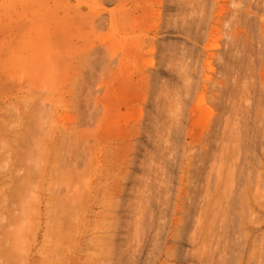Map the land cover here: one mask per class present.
I'll use <instances>...</instances> for the list:
<instances>
[{"label": "rangeland", "instance_id": "rangeland-1", "mask_svg": "<svg viewBox=\"0 0 264 264\" xmlns=\"http://www.w3.org/2000/svg\"><path fill=\"white\" fill-rule=\"evenodd\" d=\"M169 1L0 0V264H113L112 262L119 264V261L120 264H264V0L238 2L237 0H190L191 3L189 0H173L172 4L170 3L172 0ZM100 19L101 21H98ZM102 23L104 26L100 29ZM182 25L185 26L184 29ZM193 26L200 28L196 29ZM182 47L186 49L183 50ZM96 48H102L101 52L104 51V54L106 52L102 55L104 63L100 57L102 53L98 55L100 59L97 55H94L95 58L91 56L93 55L91 51ZM160 53L169 57L163 66L158 60ZM89 56L94 62L96 59L97 63H94L96 68L94 67L93 71L97 72L99 78L94 90L98 94L96 100L101 106L100 109L103 108V115L98 124L91 123L86 128L88 129L86 133L79 134L80 141L87 139L88 143L92 141L95 143V139H98L96 140L98 143L94 144L96 148L92 146L93 143L90 145L87 141L79 143L80 148L81 146L88 150L91 146L92 149L95 148L93 151L87 150L89 158L86 157V160L91 166L87 176L89 178L90 174V178L85 180L88 181L87 183L80 182V186L77 185L80 190L74 195L76 199L81 197L82 201L77 200L80 202H77L78 205L70 201L69 206H75V210L70 211L71 207L68 206V211L64 212L66 217H63V213L59 214L58 207L54 205L55 201L51 202L53 204L48 201L51 194L48 191L46 193V188L42 191L40 185L45 187L51 182L49 169L53 166V153L57 151L53 150V147L58 145L60 138L64 140L65 134L69 138L70 132L68 134L66 132L74 128L76 112L72 110L74 102L70 100H74V97L73 99L71 97L74 96L73 92L75 93L73 88L77 84L78 72L83 70V66L79 65H83L84 59ZM221 64L227 65L224 68ZM236 64L238 66L235 67ZM188 67L190 69H187ZM176 68H183L186 74L181 77L184 72ZM227 70L232 71V74ZM235 71L239 75L241 72L244 77L241 74L240 78ZM177 73H180V76ZM217 83H222L223 86ZM148 84L152 86L154 93H151V97H149L151 89L148 90ZM187 85H190V89ZM86 91V94L83 92V97L85 95L87 97L88 91ZM226 91L231 96L236 93V96L229 98ZM93 96L95 98L96 95L92 94L94 101ZM154 96L155 98H152ZM164 96L168 104L163 101ZM236 98L239 99L236 100L237 102ZM182 100L183 104L180 105ZM177 104L180 106L178 107ZM225 104H228V107ZM235 104L237 106L240 104V108L232 107ZM236 109H242L244 112ZM177 110L181 111L176 112ZM165 113L168 114L165 116ZM258 113L260 118L257 116ZM169 115L172 116L168 118ZM163 118L164 121L161 120ZM151 121L153 125H150ZM144 122L150 128L143 125ZM179 122L182 124L179 125ZM160 125L166 126L167 129L163 128L162 131ZM80 129L82 130L83 127ZM225 129H229V132ZM61 130L66 131L65 134L61 133ZM207 132H214V135L216 133L217 135L213 137L212 133ZM230 132L233 136L232 142L228 139L231 134L227 133ZM71 133L75 138L73 131ZM41 134L45 136V142H42L46 147L41 145L40 140L43 137ZM220 135L226 136L224 143ZM146 136L152 137H147L149 139L147 140ZM236 136L242 138L238 140ZM155 143H158V146ZM224 144L225 147L228 145L230 151V153L227 151L230 154L227 155L228 160L226 158L224 160L221 156H218L219 161L218 157L217 160L214 158L213 160L206 155L208 150L209 154L212 150L216 153L218 147L217 154H221L220 149L224 150ZM67 146L66 144L63 149L66 150ZM42 147L46 149V153L42 152ZM63 149L61 152L65 153ZM40 155L44 156L41 162ZM221 158L225 162L221 161ZM215 161L216 165L213 167ZM221 162L227 163L221 166ZM28 164L32 167L30 171L33 172L29 171V175L32 173L30 179L26 175L29 180L27 184L24 170ZM210 166L214 169L211 168L215 179L219 178L220 181L219 192L214 194L216 199L212 198L215 204L211 205L213 204L212 200L210 202L211 198L208 201L212 207L207 202L204 204L209 196L205 192L207 188L205 176L210 173ZM40 172L43 174H39ZM45 173L46 178L43 182L42 177H45ZM127 175L130 180L125 179ZM99 182H103L105 186L102 183L101 186L98 185ZM206 186L209 188L208 184ZM102 187L106 190L105 193ZM132 187H134L133 191ZM95 189H97V198H92L96 197V193H93ZM234 189L237 191L233 192ZM77 190L78 188L75 189ZM139 190H143L144 194L142 195ZM107 191L111 193L104 195L108 193ZM224 191L227 192L225 196L222 193ZM137 192L141 200H137L136 203ZM136 193L137 197L134 196ZM228 194L233 197H229ZM142 196L146 197L143 201ZM117 198L123 200V203L118 200L121 206L117 202L119 207L116 204L114 207L112 202L116 203ZM110 200L112 205L111 203L108 205ZM225 201L228 202V207L225 206ZM199 204L204 207L201 209L202 216L204 211L214 210L216 215L212 211L211 213L217 217L216 220L213 215L211 220L208 216L211 213L207 212L205 218L202 217ZM135 205H139L137 213L133 212L136 209ZM140 205L143 206V211ZM55 206L57 209L54 208ZM130 206L134 208L131 212ZM138 210L142 212V216ZM55 212L62 217L58 219ZM118 214L121 217L114 216ZM67 215H70V218ZM207 216L209 219H206ZM122 217L125 222L121 221ZM117 218L122 223L117 221ZM61 222L64 224L61 225L62 228L57 226ZM109 222H113V225L117 222L114 228L123 226V230L121 228L115 230ZM198 224L203 228V224H206L205 229L197 226ZM108 225L112 228L110 229ZM194 226L202 230L194 231L196 229ZM52 228L59 231H56L57 233H60L61 229L64 230V237L61 235L62 231L60 233L63 240L55 234V231L52 232L53 234L50 233ZM108 228L112 231L108 232ZM104 229L108 231L104 232ZM114 231L117 235L114 236L115 239L111 237ZM198 231L199 234H196ZM51 235L59 236L62 243L57 244L60 242L57 240L55 243L56 237L52 236L50 239ZM100 237L104 238L100 240ZM195 237L199 240L197 241ZM105 238H108L109 242L113 239L112 243H116L113 244L117 247L116 253L113 251L114 255L113 252L111 254L113 259L110 257L109 259L105 254V247L108 246L106 248L109 249ZM194 240L196 243L193 242ZM59 246L61 249H58ZM53 248L57 249L55 252L57 257L53 259L51 255L50 260L53 261H50L48 254L54 252ZM139 248L142 252H138ZM118 249L124 253H121L122 256L118 259L124 261L117 259ZM201 253L205 256L202 257ZM46 254L48 259L44 257ZM107 255L110 256L108 253Z\"/></svg>", "mask_w": 264, "mask_h": 264}, {"label": "bare ground", "instance_id": "bare-ground-1", "mask_svg": "<svg viewBox=\"0 0 264 264\" xmlns=\"http://www.w3.org/2000/svg\"><path fill=\"white\" fill-rule=\"evenodd\" d=\"M109 1H112V0H106V2H109ZM169 1V0H168ZM171 1V0H170ZM169 1V2H170ZM178 1V0H177ZM185 1V0H184ZM192 1V0H191ZM194 1V0H193ZM238 1H240V0H237V2ZM249 1V0H248ZM169 2H168V4H169ZM183 2V1H182ZM189 2H190V0H189ZM233 2V1H232ZM247 2V1H246ZM245 2V3H246ZM85 3V2H84ZM161 3V2H160ZM171 4L173 3V0H172V2H170ZM174 3H176V2H174ZM178 3V2H177ZM186 3V2H185ZM185 3H183V4H185ZM191 3V2H190ZM166 4H167V2H166ZM170 4V5H171ZM239 4V3H238ZM249 4V3H248ZM101 5V4H100ZM186 5H188L187 3H186ZM93 6V5H92ZM162 6V5H161ZM166 6V5H165ZM168 6V5H167ZM250 6V5H249ZM101 7H103V6H101ZM196 7V6H195ZM251 7V6H250ZM181 8V7H180ZM243 8V7H242ZM192 9V8H191ZM194 9H196V8H194ZM193 10V9H192ZM110 11V10H109ZM235 11V10H234ZM245 11V10H244ZM182 13H183V11H182ZM184 17H186V16H184ZM238 17V16H237ZM236 17V18H237ZM192 18V17H191ZM102 19H104V20H106V18H102ZM196 19V18H195ZM242 20V19H241ZM98 21H101V19L100 20H98ZM181 22V21H180ZM194 22V21H193ZM99 23V22H98ZM101 23V22H100ZM104 23V22H103ZM103 23L100 25L101 27H100V29L101 28H103ZM196 24H198L197 22H196ZM175 25H177L178 26V24H176L175 23ZM188 25V24H187ZM164 26V25H163ZM162 26V27H163ZM183 26V25H182ZM96 27V26H95ZM184 27L185 26H183V29H184ZM189 27V26H188ZM193 27H195V26H193ZM177 28V27H176ZM196 28V27H195ZM197 28H200V27H197ZM196 28V29H197ZM163 29H164V27H163ZM178 29V28H177ZM176 29V30H177ZM182 29V28H181ZM186 29H187V26H186ZM175 30V29H174ZM189 30V29H188ZM199 30V29H198ZM165 31V30H164ZM195 31V30H194ZM187 33H188V31H186ZM191 31L189 30V33H190ZM181 33H182V31H181ZM194 33V32H193ZM199 33V32H198ZM73 35V34H72ZM71 35V36H72ZM76 35V34H75ZM74 35V36H75ZM88 37V36H87ZM84 39H86V38H84ZM88 39V38H87ZM81 40V39H80ZM89 41V40H88ZM240 41V40H239ZM261 41V40H260ZM263 41V40H262ZM228 42H230V40L228 41ZM264 42V41H263ZM83 43V42H82ZM87 43V42H86ZM125 43V42H124ZM243 43V42H242ZM81 44V43H80ZM79 44V45H80ZM161 44V43H160ZM163 44H165V43H163ZM232 44V43H231ZM233 44H235V43H233ZM78 45V46H79ZM84 45V44H83ZM239 45H240V43H239ZM238 45V46H239ZM242 45V44H241ZM259 45H260V42H259ZM228 46V45H227ZM231 46V45H230ZM234 46V45H233ZM237 46V45H236ZM108 47V46H107ZM164 47H165V45H164ZM225 47V46H224ZM183 48V47H182ZM238 48H240V47H238ZM101 49L102 48H96L94 51H91V54H92V52H93V55H91V56H93L94 57V55L96 56L97 55V57H98V55L100 54V53H102L101 54V59L104 57V56H102L103 54H104V51L103 52H101ZM107 49V48H106ZM184 49H186V48H183V50ZM188 49H190V48H188ZM246 50H247V48H245ZM263 49V48H262ZM128 50V49H127ZM181 50V49H180ZM225 50V49H224ZM230 50V49H229ZM238 50V49H237ZM242 50H244L243 49V47H242ZM242 50H240V51H242ZM250 50H252V49H250ZM45 51V50H44ZM43 51V52H44ZM107 51V50H106ZM122 51V50H121ZM158 51V50H157ZM190 51V50H189ZM240 51H238V52H240ZM158 52H160V51H158ZM181 52V51H180ZM187 52V51H186ZM235 52V51H234ZM243 52V51H242ZM247 52H248V50H247ZM225 53V52H224ZM243 53H245V52H243ZM45 54H47V52L45 53ZM105 54H106V52H105ZM104 54V55H105ZM111 54V53H110ZM109 54V55H110ZM117 54V53H116ZM173 54V53H172ZM177 54V53H176ZM182 54V53H181ZM187 54V53H186ZM238 54V53H237ZM248 54V53H247ZM126 55V54H125ZM188 55V54H187ZM228 55V54H227ZM249 55V54H248ZM91 56H89V57H87L86 59H84V63H83V65H79V66H83L82 68H83V70L82 71H79L78 73H79V76H77V84H75V86H74V88H73V91L75 90V93L73 92V95L74 96H72L71 98L73 99V97H74V100H70V101H73L74 102V104H72L73 102H71V104L72 105H74V106H72V110H74V112H76L75 114V124H73L74 125V128L72 127V125H71V127L73 128H71V127H69V128H71V129H69V128H66V129H69L68 130V132H66L67 134L69 133L70 134V137L68 138L67 136L68 135H66L65 134V132H64V130L61 132V133H63V134H65V136H64V140H63V138H60L59 140L60 141H58V145L56 144V146H58L56 149H55V147L56 146H54L53 147V150H57V151H53L54 153V157H52V158H54L53 159V166L52 167H50V169H49V179L51 180V182H49V183H47V186H45V187H41V186H43V185H40V189L43 191V190H45V189H43V188H46V193H47V191L51 194V195H49L50 197H48L49 198V202L51 203V202H54V205H56L57 207H58V211L60 212L59 214H61V213H63L62 214V216L64 217L65 216V214L66 213H64V212H66V210L68 211V206H69V204H70V201L72 202V204H74V205H78V203H80V202H78L77 200H81V197L79 198V199H76V193L80 190L79 189V184H80V182L82 183V184H84L85 182L87 183L88 181H85V180H88L89 178H90V174H89V178H88V173H90V167L91 166H89V161L88 160H86L87 158H89V156L87 157V148H82V146H81V148L79 147V143L80 142H86L87 141V139H86V141H80L78 138H79V136L81 135L80 133H86L87 131H88V129H86L88 126H90L91 125V123H93V122H95L96 124H98L99 123V121L101 120V116L103 115L102 113V109L103 108H101L100 109V105H99V103L97 102V100H96V98H97V93L95 92V90H96V84L95 83H97L96 81L98 80V78H99V75L97 74V72H94L93 71V68L95 67L94 66V63H96V59H95V62L93 61V59H92V57ZM229 56H230V54H229ZM110 57H111V55H110ZM113 57H114V55H113ZM168 57V56H167ZM167 57H166V55L165 54H161L160 53V56H159V64L161 65V66H163V65H165V61L167 60ZM182 57V56H181ZM231 57V56H230ZM251 57V56H250ZM95 58V57H94ZM99 58V57H98ZM109 58V57H108ZM169 58V57H168ZM100 59V58H99ZM110 59V58H109ZM113 59H115V58H113ZM112 59V60H113ZM117 59V58H116ZM176 59V58H175ZM231 59V58H230ZM105 60V59H104ZM123 60V59H122ZM170 60V59H169ZM248 60V59H247ZM47 61H49V60H47ZM78 61H79V59H78ZM102 61H103V59H102ZM101 61V62H102ZM108 61V60H107ZM171 61H172V59H171ZM233 61V60H232ZM252 61V60H251ZM262 61V60H261ZM53 62V61H52ZM80 62V61H79ZM101 62H100V65L102 66V64H101ZM105 61H103V63H104ZM112 62H114V60L112 61ZM111 62V63H112ZM158 62V61H157ZM173 62H174V60H173ZM182 63V62H181ZM185 63V62H184ZM221 62H219V64H220ZM224 63H226V62H224ZM250 63H252V62H250ZM253 63H254V61H253ZM97 64V63H96ZM98 64H99V61H98ZM159 64L157 65L158 66V68H159ZM218 64V65H219ZM231 64V63H230ZM229 64V65H230ZM238 64V63H237ZM235 65V67L236 66H238V65ZM106 65V64H105ZM109 65H110V63H109ZM115 65H116V63H115ZM224 65V68H225V65H227V64H223ZM222 64H221V67L223 66ZM248 65V64H247ZM250 65V64H249ZM100 66V67H101ZM156 66V67H157ZM184 66V65H183ZM182 66V67H183ZM190 67H191V65H189ZM240 66V65H239ZM106 67H107V65H106ZM108 67H111V66H108ZM170 67H171V65H170ZM229 67V66H228ZM243 67V66H242ZM241 67V68H242ZM245 67V66H244ZM96 68V67H95ZM165 68V67H164ZM192 68V67H191ZM194 68V67H193ZM247 68H249V66H247ZM99 69V68H98ZM166 69H168V68H166ZM177 69V68H176ZM180 69H182V72H184L183 71V68H179V69H177V70H180ZM187 69H190L189 67L187 68ZM234 69V68H233ZM101 70V69H100ZM197 70V69H196ZM195 70V71H196ZM240 70V69H239ZM238 70V71H239ZM250 70H251V68H250ZM99 71V70H98ZM110 70L108 69V72H109ZM170 71V70H169ZM230 72V70H227V72ZM237 71V70H236ZM236 71H235V74H236ZM246 71V70H245ZM245 71H244V73H245ZM248 71V70H247ZM246 71V72H247ZM43 72V71H42ZM48 72V71H47ZM100 72V71H99ZM98 72V73H99ZM105 72V71H104ZM177 72H179V71H177ZM181 72V71H180ZM181 72V73H182ZM258 72V71H257ZM154 73V72H153ZM174 73V72H173ZM189 73V72H188ZM192 73V72H191ZM195 73V72H194ZM231 74H232V71L230 72ZM77 74V73H76ZM109 74H110V72H109ZM172 74V73H171ZM178 75L180 74V73H177ZM183 74V75H182ZM181 74V77L182 76H184V74H186V71L184 72V73H182ZM190 74V73H189ZM226 74V73H225ZM228 74V73H227ZM238 74V73H237ZM236 74V75H237ZM242 73L240 72V75H241ZM248 74V73H247ZM250 74V73H249ZM224 75V74H223ZM223 75H222V77H223ZM239 74H238V76H240ZM243 75V74H242ZM149 76V75H148ZM161 76V75H160ZM180 76V75H179ZM237 76V80L239 79V77ZM100 77H102V76H100ZM187 77V76H186ZM233 77V76H232ZM236 77V76H235ZM242 77H244V75L242 76ZM248 77V76H247ZM154 78V77H153ZM179 78V77H178ZM190 78V77H189ZM226 78V77H225ZM240 78H241V76H240ZM186 79V78H185ZM188 79V78H187ZM222 79V78H221ZM230 79V78H229ZM234 79H236V78H234ZM158 80H159V78H158ZM180 80H181V78H180ZM218 80V79H217ZM220 80V79H219ZM243 80V79H242ZM155 82V81H154ZM157 82V81H156ZM161 82V81H160ZM183 82V81H182ZM189 82H191V81H189ZM193 82V81H192ZM217 82H220V81H217ZM228 82V81H227ZM235 81H233V83H234ZM240 82V81H239ZM238 82V83H239ZM244 82V81H243ZM72 83V82H71ZM76 83V82H75ZM80 83V84H79ZM173 83H175V82H173ZM213 83H216V82H213ZM94 84H95V86H94ZM172 84V83H171ZM217 84H219V85H221V86H223L222 85V83L220 84V83H217ZM225 84H226V82H225ZM242 84V83H241ZM149 86H147V88H148V90L149 89H151L152 88V86L150 85V84H148ZM154 85H156V84H154ZM165 85V84H164ZM168 85V84H167ZM156 86H158V85H156ZM155 86V87H156ZM188 87H189V89H190V85H187ZM194 86V85H193ZM221 86H219L220 88H221ZM225 86H227V85H225ZM262 86V85H261ZM264 86V85H263ZM93 87H95V88H93ZM154 87V86H153ZM168 87V86H167ZM198 87H199V85H198ZM213 87V86H212ZM218 87V86H217ZM218 87V88H219ZM245 87V86H244ZM253 87V86H252ZM171 88V87H170ZM71 89V88H70ZM95 89V90H94ZM162 89V88H161ZM165 88H163V90H164ZM186 89V88H185ZM211 89V88H210ZM223 88H221V90H222ZM224 89H225V87H224ZM243 89V88H242ZM247 89V88H246ZM261 89H262V87H261ZM260 89V90H261ZM69 90V89H68ZM88 91V95H87V97H86V93H85V91ZM103 90V89H102ZM153 90H154V88H153ZM183 89H181V91H182ZM229 90V89H228ZM249 90H251V89H249ZM252 90H254V89H252ZM86 91V92H87ZM160 91V90H159ZM171 91H173V90H171ZM189 91V90H188ZM196 91V90H195ZM212 91V90H211ZM215 91H216V89H215ZM229 91H231V89L229 90ZM257 91V90H256ZM259 91V90H258ZM72 92V91H71ZM83 92L85 93L84 95V97H83ZM156 92H158V91H156ZM168 92V91H167ZM184 92V91H183ZM192 92H194V91H192ZM227 92V91H226ZM242 92H243V90H242ZM249 92V91H248ZM255 92V91H254ZM261 92V91H260ZM263 92V91H262ZM149 93H150V96L149 97H151L152 96V94L151 93H153V91H152V89L151 90H149ZM176 93V92H175ZM185 93V92H184ZM228 94H229V98L231 97H234V96H236V93H235V95H230V93L229 92H227ZM246 93V92H245ZM245 93L243 94V95H245ZM70 94V93H69ZM92 94L94 95H96L95 96V98H94V96H93V98H94V101L92 100ZM154 94V93H153ZM160 94V93H159ZM158 94V95H159ZM162 94H163V92H162ZM165 94V93H164ZM191 94V93H190ZM215 94V93H214ZM241 94V93H240ZM240 94L238 95L239 97H240ZM253 94V93H252ZM161 95V94H160ZM166 95V94H165ZM169 95V94H168ZM172 95V94H171ZM171 95H170V97H171ZM175 95H177V94H175ZM247 95V94H246ZM249 95V94H248ZM254 95V94H253ZM71 96V95H70ZM173 96V95H172ZM185 96V95H184ZM219 96V95H218ZM157 97V96H156ZM183 97V96H182ZM181 97V98H182ZM222 97V96H221ZM221 97H219V98H221ZM224 97H225V95H224ZM245 97V96H244ZM244 97H243V100L244 101H246L245 99H244ZM152 98H155V96L154 97H152ZM158 98H159V96H158ZM161 98V97H160ZM165 98V99H164ZM164 98H162V99H164L163 101H165L167 104H168V102H167V99H166V97L164 96ZM175 98V97H174ZM181 98H178V99H180L181 100ZM215 98V97H214ZM223 98V97H222ZM228 98V97H227ZM241 98H242V96H241ZM248 98H249V96H248ZM150 99V98H149ZM157 99V98H156ZM169 99V98H168ZM173 99V98H172ZM189 99V98H188ZM238 98H236L235 99V101L237 100ZM253 99V98H252ZM258 99V98H257ZM151 100H153V99H151ZM159 100V99H158ZM157 100V101H158ZM161 100V99H160ZM174 100V99H173ZM176 100V99H175ZM185 100V99H184ZM211 100V99H210ZM216 100H218L217 99V97H216ZM221 100V99H220ZM239 100V99H238ZM241 100V99H240ZM251 100V99H250ZM156 101V102H157ZM162 101V102H163ZM171 101V100H170ZM177 101V100H176ZM212 102H213V100H211ZM215 101V100H214ZM225 101V100H224ZM228 101V100H227ZM230 101H232V100H230ZM151 102V101H150ZM159 102V101H158ZM161 102V103H162ZM165 102H163V103H165ZM178 102V101H177ZM180 102V101H179ZM210 102V101H209ZM222 102V101H221ZM237 102V101H236ZM247 102H249V100L247 101ZM251 102V101H250ZM154 103V102H153ZM153 103L151 104V105H153ZM166 103H165V105H166ZM171 103V102H170ZM211 103V102H210ZM209 103V104H210ZM219 103V102H218ZM223 103V102H222ZM230 103V102H229ZM228 103V104H229ZM239 103H240V101H239ZM252 103V102H251ZM159 104V103H158ZM180 105L181 104H183V100H182V103H179ZM227 104V105H228ZM232 104V103H231ZM238 104V103H237ZM242 104V103H241ZM244 104V103H243ZM43 105V104H42ZM157 105V104H156ZM178 105V104H177ZM180 105H178V107L180 106ZM213 105V104H212ZM222 105H224V104H222ZM221 105V106H222ZM226 105V104H225ZM226 105V107H228ZM240 105V104H239ZM237 106L236 104L234 105V106H232V107H239L240 108V106ZM248 105H251V104H248ZM171 106V105H170ZM217 106V105H216ZM220 106V107H221ZM219 107V108H220ZM223 107V106H222ZM225 107V108H226ZM230 107V106H229ZM245 107H246V104H245ZM253 107H255V106H253ZM152 108H153V106H152ZM159 108V107H158ZM163 108H164V106H163ZM162 108V109H163ZM183 108V107H182ZM251 108V107H250ZM249 108V109H250ZM161 109V108H160ZM227 109V108H226ZM235 109V108H234ZM244 109H247V108H244ZM257 109V108H256ZM255 109V111L257 112V110ZM147 109H145V111H146ZM156 110V109H155ZM158 110V109H157ZM176 110V109H175ZM223 110V109H222ZM237 110H240V109H236V111ZM259 110V109H258ZM44 111V110H43ZM164 111V110H163ZM178 111H181V110H177L176 112H178ZM185 111V110H184ZM184 111H183V113H184ZM242 113L244 112L242 109L240 110ZM248 111V110H247ZM252 111V110H251ZM262 111V110H261ZM159 111H157V113H158ZM168 112V111H167ZM175 112V113H176ZM255 112V113H256ZM258 112H260V111H258ZM263 112V111H262ZM44 113V112H43ZM162 113V112H161ZM181 113V112H180ZM253 113V112H252ZM254 113V114H255ZM42 114V113H41ZM150 114V113H149ZM166 114H168V113H165V116H166ZM182 114V113H181ZM226 114V113H225ZM248 114V113H247ZM260 114H261V112H260ZM222 115V114H221ZM232 115V114H231ZM250 115V114H249ZM259 115V113L257 114V116ZM261 115H263V114H261ZM42 116V115H41ZM145 116V115H144ZM158 116H160V115H158ZM170 116H172V115H169L168 116V118L170 117ZM177 116V115H176ZM223 116H224V114H223ZM236 116V115H235ZM246 116H248V115H246ZM254 116V115H253ZM43 117V116H42ZM175 117V116H174ZM220 117V116H219ZM225 117V116H224ZM231 117H234V116H231ZM242 117H243V115H242ZM249 117V116H248ZM259 117V116H258ZM258 117H257V119H258ZM263 117V116H262ZM148 118V117H147ZM153 118V117H152ZM216 118V117H215ZM235 118V117H234ZM239 118H240V116H239ZM247 118V117H246ZM246 118H243V119H246ZM254 118H256V117H254ZM260 118V117H259ZM157 119V118H156ZM217 119H219L218 117H217ZM221 119H222V117H221ZM242 119V120H243ZM252 118H250V120H251ZM264 119V118H263ZM74 119H72V121H73ZM161 120H163L164 121V118L163 119H161ZM165 120H167V118L165 119ZM174 121V119H171V121ZM183 120V119H182ZM239 120V119H238ZM250 120L248 121V122H250ZM253 120H255V119H253ZM258 120H261V119H258ZM71 121V122H72ZM177 121V120H176ZM244 121V120H243ZM242 121V122H243ZM246 121H247V119H246ZM256 121V120H255ZM263 121V120H262ZM152 122V121H151ZM175 122V121H174ZM228 122V121H227ZM236 122H238L237 121V119H236ZM241 122V121H240ZM241 122V123H242ZM247 122V123H248ZM260 122V121H259ZM147 123V122H146ZM163 123V122H162ZM165 123H166V121H165ZM164 123V124H165ZM178 123V122H177ZM230 123V122H229ZM240 123V124H241ZM245 123V122H244ZM176 123H174V125H175ZM182 123H180L179 122V125H181ZM218 124H220V123H218ZM261 124V123H260ZM42 125L44 126L45 124L42 122ZM143 125H146L145 124V122H144V124ZM150 125H153V122H152V124H150ZM162 125V124H161ZM160 125V126H161ZM166 125L168 126V123H166ZM178 125V124H177ZM211 125V124H210ZM241 125H243V124H241ZM248 125V124H247ZM253 125H254V123H253ZM256 125V124H255ZM258 125V124H257ZM263 125V124H262ZM261 125V126H262ZM146 126H148L149 127V125H146ZM44 127H46V126H44ZM80 127H83V129L81 130L80 129ZM158 127V126H157ZM162 127V126H161ZM166 126H163L162 127V131H163V128L164 129H167V127L165 128ZM213 127V126H212ZM211 127V128H212ZM241 127V126H240ZM43 128V127H42ZM47 128V127H46ZM150 128V127H149ZM177 129H178V126L176 127ZM210 128V129H211ZM224 128H226V127H223V129ZM242 128H243V126H242ZM63 129V128H62ZM65 129V128H64ZM157 129L158 128H156V131H157ZM172 129V128H171ZM174 129V128H173ZM180 130L182 129V128H179ZM239 129H241V128H239ZM247 129V128H246ZM44 131H45V133H46V130L45 129H43ZM42 130V131H43ZM138 130V129H137ZM136 130V131H137ZM160 130V129H159ZM214 130V129H213ZM226 130V129H225ZM229 129H227L226 131H228ZM244 130V129H243ZM242 130V131H243ZM71 131H73V133H74V135L76 136L75 138H73L71 135H72V133H71ZM144 131V130H143ZM170 131V130H169ZM175 131V130H174ZM224 131V130H223ZM223 131H221V133L223 132ZM231 131V130H230ZM239 131V130H238ZM145 132V131H144ZM144 132H143V135H144ZM147 132V131H146ZM171 132H172V130H171ZM219 132V131H218ZM225 132V131H224ZM223 132V133H224ZM229 132V131H228ZM246 132V131H245ZM43 133V132H42ZM45 133H44V135H45ZM60 133V134H61ZM157 133H159V131L157 132ZM162 133V132H161ZM207 133H212V132H207ZM236 133V132H235ZM239 133H241V132H239ZM243 133V132H242ZM48 134V133H47ZM62 134V135H63ZM80 134V135H79ZM137 134V133H136ZM178 134V133H177ZM213 135V137L214 136H216L217 135V133H216V135H214L215 133L213 132L212 133ZM227 134H231V132L230 133H227ZM43 134H41V136H42ZM43 135V137H41V145L44 147L46 144L44 143L45 142V136ZM62 135H60V136H62ZM146 135V134H145ZM148 135V134H147ZM200 135V134H199ZM239 135V134H238ZM247 135V134H246ZM87 136H89V135H87ZM132 136V135H131ZM137 136V135H136ZM176 136V135H175ZM240 136H242V135H240ZM245 136V135H244ZM244 136H243V138H244ZM149 138L150 136H146V138ZM152 137V136H151ZM150 137V138H151ZM205 137V136H204ZM206 137H207V135H206ZM210 137V136H209ZM220 137H221V139H222V143H224L225 142V140H226V136L224 135V136H221L220 135ZM232 134L230 135V137H228V139H229V141H231L232 142ZM246 137V136H245ZM42 138H44V139H42ZM73 138V139H72ZM130 138V137H129ZM147 138V140H149ZM201 138V137H200ZM216 138V137H215ZM236 139H238V140H240L241 138L238 136H236L235 137ZM240 138V139H239ZM264 138V137H263ZM81 139V138H80ZM213 140H214V138H212ZM217 139V138H216ZM220 139V138H219ZM220 139V140H221ZM235 139V140H236ZM246 139V138H245ZM260 139H261V137H260ZM96 140H98V139H95V143H98ZM152 140V139H151ZM208 141H209V138L207 139ZM206 140V141H207ZM218 140V139H217ZM247 140V139H246ZM42 141H44V142H42ZM63 141V142H62ZM89 141V140H88ZM88 141H87V143H88ZM202 141H205V140H202ZM205 141V142H206ZM212 141V140H211ZM210 141V142H211ZM224 141V142H223ZM199 142V141H198ZM201 142V141H200ZM199 142V143H200ZM210 142H208L209 144H210ZM213 142V141H212ZM218 142V141H217ZM230 142V143H231ZM244 142H245V140H244ZM43 143V144H42ZM63 143V144H62ZM86 143V144H87ZM92 143H93V141H92ZM92 143H88V144H90V145H92ZM95 143H93V145L92 146H94L95 147ZM216 143V142H215ZM219 143H221L220 141H219ZM45 144V145H44ZM68 145L67 146V149L65 150V149H63V147L65 146V145ZM95 144V145H94ZM156 144V143H155ZM226 144V143H225ZM225 144H224V146H223V149L224 150H222V149H220L221 150V154H217V151H218V148L219 147H221V145L219 146V144H218V148H216L217 149V151H215L216 153H213L212 151H210V154H209V150H208V153H206V155L208 156V157H211L212 159L214 158L215 160H217V157L219 156H221L222 158H224V160H225V158L228 160V158H227V155H230V154H228V152L230 153V151H228V145L225 147ZM241 144V143H240ZM63 145V146H62ZM157 146H158V143L156 144ZM212 145V144H211ZM243 145V144H242ZM245 145V144H244ZM91 146V147H92ZM241 146V145H240ZM42 147V152H44L45 151V153H46V149L45 148H43ZM46 147V146H45ZM84 147H86V146H84ZM89 147V146H88ZM90 147V149H92ZM128 147V146H127ZM226 148V150H225V148ZM96 148V147H95ZM95 148H93V149H95ZM124 148H125V146H124ZM240 148V147H239ZM45 149V150H44ZM62 149L65 151V153H62L61 151H62ZM85 149V150H84ZM89 149V150H90ZM93 149L92 150H90V151H93ZM213 149H215V148H213ZM41 150V149H40ZM88 150V151H89ZM121 150V149H120ZM201 151V150H200ZM200 151H198V152H200ZM228 151V152H227ZM127 152H129V150L127 151ZM132 152H134V151H132ZM207 152V151H206ZM40 153H41V151H40ZM64 154V156L62 157V154ZM90 153V152H89ZM88 153V154H89ZM196 153V152H195ZM213 153V154H212ZM219 153H220V151H219ZM41 154H43V153H41ZM48 154V153H47ZM46 154V155H47ZM94 154V153H93ZM127 154V153H126ZM197 154V153H196ZM205 154V153H204ZM210 156H209V155ZM212 154V155H211ZM44 155V154H43ZM112 155V154H111ZM135 155V154H134ZM195 155V154H194ZM133 156V155H132ZM200 156H201V154H200ZM205 156V155H204ZM87 157V158H86ZM91 157V156H90ZM123 157V156H122ZM196 157H198V155L196 156ZM219 157H218V161H219ZM128 158V157H127ZM132 158V157H131ZM206 158V157H205ZM221 158V159H222ZM92 159V158H91ZM112 159V158H111ZM194 159V158H193ZM208 159H210V158H208ZM213 159V160H214ZM230 159V158H229ZM42 160H44V156H41L40 155V162L42 161ZM96 161H97V159H95ZM105 160V159H104ZM120 160V159H119ZM122 160V159H121ZM226 160V161H227ZM90 161H92V160H90ZM103 161V160H102ZM111 161V160H110ZM199 161V160H198ZM202 161V160H201ZM221 161H223V159L221 160ZM93 162H94V160H93ZM93 162H91V163H93ZM124 162V161H123ZM131 162V161H130ZM223 162H225V161H223ZM231 162H233V161H231ZM95 163V162H94ZM114 163V162H113ZM115 163H116V161H115ZM132 163V162H131ZM135 163V162H134ZM227 163V162H226ZM226 163H222L221 162V166H225L226 165ZM234 163V162H233ZM122 164V163H121ZM130 164V163H129ZM136 164V163H135ZM231 164V163H230ZM236 164V163H235ZM95 165V164H94ZM107 165V164H106ZM109 166H110V164H108ZM118 165V164H117ZM132 165V164H131ZM212 165H213V163H212ZM215 165H216V161L214 162V166L213 167H215ZM233 165V164H232ZM41 166V165H40ZM97 166V165H96ZM109 166H107V167H109ZM220 166V167H221ZM47 167V166H46ZM120 167V166H119ZM198 167V166H197ZM213 167L212 166H210V169L212 168L213 169ZM97 168V167H96ZM142 168V167H141ZM224 168V167H223ZM227 168V167H226ZM32 169V167L31 166H29V164L27 165V167L25 168V170L24 171H26V174H25V178H26V180H27V184L29 183L28 181V177L29 176H31L32 175V173H31V175H29L30 174V172H33V171H30ZM212 169H211V171H210V173H208L207 174V176H205V177H207L206 178V185L208 184L209 185V188H210V192H212V193H210L209 192V188H208V186H206L205 185V187H207L206 188V191L205 192H207V196H208V198H207V196H206V198L208 199L207 201H205L204 202V204L207 202L208 203V205H210L209 204V198H211L210 199V202H211V200H212V198L214 197V194H216V193H218L219 192V189H220V186H219V178H218V180L217 179H215V174L212 172ZM218 169H219V167H218ZM217 169V170H218ZM38 170V169H37ZM46 170V169H45ZM73 170H75V173H73ZM88 170V171H87ZM119 170H121V169H119ZM214 170V169H213ZM221 170V169H220ZM30 171V172H29ZM76 171H78V172H76ZM95 171V170H94ZM208 171V170H207ZM238 171V170H237ZM44 172V171H43ZM93 172V171H92ZM91 172V173H92ZM107 172V171H106ZM105 172V173H106ZM118 172V171H117ZM120 172V174H121V171H119ZM215 172V171H214ZM217 172V171H216ZM221 172H223V171H221ZM235 172H236V170H235ZM241 172V171H240ZM25 173V172H24ZM42 172H40L39 174H41ZM224 173V172H223ZM43 174V173H42ZM97 174H98V172H97ZM104 174V173H103ZM107 174V173H106ZM110 174V173H109ZM113 174V173H112ZM112 174H111V176H112ZM115 174V173H114ZM113 174V175H114ZM130 174V173H129ZM135 174V173H134ZM28 177H27V176ZM100 175V174H99ZM122 175V174H121ZM107 176V175H106ZM135 176H136V174H135ZM198 176V175H197ZM200 176H203V175H201L200 174ZM218 176V175H217ZM217 176H216V178H217ZM220 176V175H219ZM222 176H223V174H222ZM108 177V176H107ZM123 177V176H122ZM31 177H29V179H30ZM46 178V173H45V177H42V180L43 179H45ZM129 179V176L127 175V177H125V179ZM102 179V178H101ZM109 179V178H108ZM132 179V178H131ZM220 179H222V177L220 178ZM47 180V179H46ZM95 180V179H94ZM113 180V179H112ZM130 180V179H129ZM136 180V179H135ZM139 180H140V177H139ZM148 180V179H147ZM216 180V181H215ZM108 181V180H107ZM43 182H45V180H43ZM84 182V183H83ZM123 182H124V180H123ZM150 182V181H149ZM42 183V182H41ZM90 183V182H89ZM88 183V184H89ZM95 183V182H94ZM97 183H98V181H97ZM101 183H102V185L103 186H105L104 185V183L103 182H99V184L98 185H100L101 186ZM135 183V182H134ZM147 183V182H146ZM145 183V184H146ZM44 185H45V183H43ZM93 184V183H92ZM106 184V183H105ZM117 184V183H116ZM144 184V183H143ZM204 184V183H203ZM77 185H79L78 187H77ZM90 185V184H89ZM112 185V184H111ZM132 185V184H131ZM138 185V184H137ZM195 185H199V184H195ZM87 187H92L93 185H90V186H88V185H86ZM100 186H95L96 188H99ZM142 186V185H141ZM222 186V185H221ZM83 187H85V186H83ZM87 187H85L86 189H87ZM108 187H110V186H108ZM122 187V186H121ZM124 187V186H123ZM137 187V186H136ZM144 187V186H143ZM223 187V186H222ZM78 188V190L77 191H75V189H77ZM101 188V187H100ZM99 188V189H100ZM103 189H104V187H102ZM134 187H132V191L134 190L133 189ZM142 188V187H141ZM195 188V187H194ZM198 188V187H197ZM231 188H232V186H231ZM236 188V187H235ZM72 189V190H71ZM92 189V188H91ZM98 189V190H99ZM109 189V188H108ZM123 189V188H122ZM140 189V188H139ZM144 189H146V188H144ZM238 189V188H237ZM75 191L74 193L72 192V191ZM85 190V189H84ZM89 190V189H88ZM97 189H95V191L93 192V193H96L95 194V196L97 195V191H96ZM121 190V189H120ZM147 190V189H146ZM194 190V189H193ZM196 190V189H195ZM226 190V189H225ZM103 191V190H102ZM105 189H104V193H105ZM111 191V190H110ZM108 192L107 194H104V195H108L109 193H111V192ZM132 191H131V193H132ZM141 190H139V192H140ZM143 191V190H142ZM141 191V194L143 193L144 194V192H142ZM203 191V190H202ZM228 191V190H227ZM235 191V189L233 190V192ZM237 191V190H236ZM235 191V192H236ZM84 192V191H83ZM101 192V191H100ZM164 192H165V190H164ZM194 192V191H193ZM204 192V191H203ZM72 194V197H71V194ZM82 193V192H81ZM128 193V192H127ZM135 193V192H134ZM138 193V192H137ZM137 193L136 194H134V196L136 195V197H137ZM146 193V192H145ZM222 193H224L223 194V196H225L226 194H227V192H222ZM229 193V192H228ZM52 194H54V196H52ZM70 194V195H69ZM75 194V195H74ZM99 194V193H98ZM133 194V193H132ZM140 194V195H141ZM142 194V195H143ZM204 194V193H203ZM206 194V193H205ZM220 194H221V192H220ZM220 194H217V196L219 195L220 196ZM230 194V193H229ZM228 194V196L229 197H233V196H230ZM91 195V194H90ZM100 195H101V193H100ZM201 195H202V193H201ZM89 196V195H88ZM113 196V195H112ZM148 196L150 197V193L148 194ZM216 196V195H215ZM222 196V195H221ZM103 197H105V196H103ZM144 199H142V201L143 200H145L146 199V197H144V196H142ZM47 198V197H46ZM75 198V199H74ZM86 198V197H85ZM92 198H97V196L96 197H92ZM112 198V197H111ZM134 198V197H133ZM140 198V199H139ZM231 198H229V200H231ZM74 201H73V200ZM88 199H89V197H88ZM90 199H91V197H90ZM131 199V198H130ZM198 199V198H197ZM214 199H216L215 197H214ZM86 200V199H85ZM96 200V199H95ZM112 200V199H111ZM111 200H110V202L108 203V205L111 203ZM118 200H120V198L118 199H116V203L115 202H112L113 204H114V207L117 205V202L119 203V205L121 206V204H120V201L122 202L123 200H120V201H118ZM137 200H141V196L139 197V193H138V197H137V199L135 200L136 201V203H137ZM164 200V199H163ZM162 200V201H163ZM202 200V199H201ZM233 200V199H232ZM231 200V201H232ZM82 201V200H81ZM114 201H115V199H114ZM135 201H134V204H135ZM228 201V200H227ZM74 202V203H73ZM78 202V203H77ZM128 202H129V200H128ZM144 202H146V201H144ZM144 202H142L143 204H144ZM195 202V201H194ZM215 202V201H214ZM213 202V200H212V203L213 204H211V205H214L215 203ZM217 203H218V201H216ZM90 203H91V201H90ZM112 203H111V205H112ZM123 203V202H122ZM125 203V202H124ZM139 203V202H138ZM168 203V202H167ZM225 203H226V201H225ZM228 203V202H227ZM226 203V205L225 206H227L228 207V204ZM51 204H53V203H51ZM116 204V205H115ZM130 204H131V201H130ZM140 204H141V201H140ZM195 204V203H194ZM201 204H203V203H201ZM220 205L222 204V203H219ZM85 204H83V206H84ZM94 205V204H93ZM110 205V206H111ZM200 205V204H199ZM207 205V204H206ZM210 205V207H212ZM217 205V204H216ZM216 205H215V210H216ZM219 205V206H220ZM231 205V204H230ZM56 206L54 207V208H56ZM80 206V205H79ZM90 206V205H89ZM118 206V205H117ZM123 206H125L124 204H123ZM123 206L121 207V208H123ZM134 206V205H133ZM133 206H130V208L129 209H132L131 207H133ZM136 206V209L134 210V208L132 209V210H130V212L131 211H133L134 213L137 211V207L139 206V205H135ZM168 206V205H167ZM205 206V205H204ZM221 206H223V204L221 205ZM71 207V208H70ZM86 207V206H85ZM119 207V206H118ZM127 207H129V205H127ZM127 207H124V208H127ZM143 208V206H141L140 205V208ZM199 208H200V211H201V209H204V207L202 206V205H200V206H198ZM226 207V210L228 209ZM67 208V209H66ZM69 208H70V211L71 210H75L74 208H75V206H73L72 207V205L71 206H69ZM110 208H112V207H110ZM209 208V207H208ZM223 208V207H222ZM230 208V207H229ZM57 209V208H56ZM109 209V208H108ZM139 209V208H138ZM210 209V208H209ZM114 210V209H113ZM115 210H117L116 208H115ZM118 210H120V209H118ZM121 210H124V209H121ZM141 210V209H140ZM144 210V208L142 209V211ZM205 210H206V208H205ZM225 209H223V211H224ZM56 211V210H55ZM58 211H56V212H58ZM139 211V210H138ZM211 211L212 210H210V212H208L207 210L206 211H204V216H206L207 214H205V212H207L208 214H210L211 213ZM214 211V210H213ZM212 211V212H213ZM48 212V211H47ZM55 212V216H56V213ZM141 211H139V213H140ZM134 213H132V215H134ZM137 213V212H136ZM200 213V212H199ZM215 215H216V212H213ZM59 214H57V217H58V219L60 218V217H62V216H58ZM115 214V213H114ZM131 214V213H130ZM141 214V216H142V212L140 213ZM71 215V214H70ZM69 215V216H70ZM119 215L120 214H118L117 216L116 215H114L115 217H119ZM128 215H129V213H128ZM199 216V218H200V214H198ZM211 215H213L212 213L210 214V215H208L209 217H210V219H211ZM215 215H213L212 217L214 218V220H216L215 218H217V217H215ZM68 216V215H67ZM68 216V217H69ZM113 216V217H114ZM131 216V215H130ZM147 216V215H146ZM201 216H202V211H201ZM204 216H202V217H204ZM206 217V219L208 218L209 219V217ZM223 216H227V214H223ZM66 217V216H65ZM67 217V218H68ZM120 217H121V215H120ZM70 218V217H69ZM123 218V217H122ZM122 218H120L121 219V221H124V218L122 219ZM134 218V217H133ZM139 218V217H138ZM205 218V217H204ZM237 218V217H236ZM64 218H62V220H63ZM120 219H118L117 218V221H120ZM131 219V218H130ZM136 219V218H135ZM61 219H60V221H62ZM70 220V219H69ZM114 218H113V222H114ZM133 220V219H132ZM141 219H139V221H140ZM212 220V219H211ZM120 221V222H121ZM137 221H138V219H137ZM233 221V220H232ZM58 222H59V220H58ZM113 222H109V225H113ZM119 222V223H120ZM125 222V221H124ZM201 222V221H200ZM213 222H216V221H213ZM69 223V222H68ZM117 222H115V225L117 226V224H116ZM122 223V222H121ZM134 224L136 223V221H134L133 222ZM197 223V222H196ZM195 223V224H196ZM199 223V222H198ZM202 223H203V221H202ZM206 223V222H205ZM63 223L61 222V223H58V225L57 226H61ZM214 224V223H213ZM67 225V224H66ZM109 225H108V227H109ZM115 225H113V228H114V226ZM123 225V224H122ZM128 225V224H127ZM141 225H142V223H141ZM206 225V224H205ZM205 225L203 224V226H204V228L202 227V225L200 224H198L197 226H199V227H202L203 229H205ZM63 226H64V224H63ZM195 227L196 229H194V231L195 230H202V228H198V227ZM212 226V225H211ZM111 228H112V226H110ZM109 227V228H110ZM209 227H210V224H209V226H208V231L211 229H209ZM61 228H62V226H61ZM65 228V227H64ZM107 228V227H106ZM108 228V230L107 229H104L103 231L105 232V230H107L108 232H110V231H112V230H110ZM119 228H121V227H115L114 229L116 230H120ZM122 228H123V226H122ZM121 228V229H122ZM54 228H52V230H53ZM55 229H58V228H55ZM60 229V228H59ZM58 229V230H59ZM68 229V228H67ZM125 229V228H124ZM212 229H213V227H212ZM51 230V232L50 233H55L57 230H53L52 231ZM123 230V229H122ZM207 230V229H206ZM55 231V232H54ZM61 231H62V229H61ZM61 231H60V233H61ZM64 231V230H63ZM63 231H62V233H61V235H62V237H64L63 236ZM205 230H203V233L205 234L206 232H204ZM214 231H215V229H214ZM57 232H59V231H57ZM55 233V234H58L59 236H60V233ZM116 231H114V234L111 236V237H113V239H115L114 238V236L115 237H117V235H115L116 233H115ZM210 232V231H209ZM52 233V234H53ZM199 234V231L198 232H196V234ZM201 233V232H200ZM202 233V234H203ZM118 234V233H117ZM194 235H195V233H193ZM212 234H215V233H212ZM211 234V235H212ZM109 236H110V234H108ZM108 235H106V237L108 236ZM119 235V234H118ZM193 235V236H194ZM201 235V234H200ZM211 235H206V236H208V237H210ZM52 236H54V237H56V239H55V243L57 242V241H60L62 238H61V236H60V238H58L57 237V235L55 236V235H51L50 236V239H52ZM102 236V235H101ZM104 236V235H103ZM109 236H108V238H109ZM204 235H202V237H203ZM213 236V235H212ZM211 236V237H212ZM53 237V238H54ZM200 236L198 235V237L197 238H199ZM94 238V237H93ZM98 238H99V236H98ZM104 238V237H103ZM103 238H101L100 237V240H102ZM107 238V239H108ZM122 238V237H121ZM124 238V237H123ZM196 237H195V239L198 241L199 239H197ZM60 239V240H59ZM106 239V238H105ZM104 239V240H105ZM106 239V240H107ZM113 239H111V241L109 242L108 240V244L107 245H109V249L108 248H106V247H108V246H104L105 247V251H106V253H105V251L103 252V253H105L106 254V256L109 258H111V256L112 255H114V252L116 253V248L117 247H115L113 244H116V243H112V240ZM57 240V241H56ZM63 240V239H62ZM65 240V239H64ZM99 240V241H100ZM103 240V241H104ZM96 241H98L97 239H96ZM98 241V242H99ZM115 241V240H114ZM192 241V240H191ZM201 241V240H200ZM91 242V241H90ZM122 242H124V241H122ZM193 242H195L196 243V241L194 240ZM59 243H62L61 241L60 242H58L57 244H59ZM100 244H103V243H101V242H99ZM105 243V242H104ZM98 244V243H97ZM102 246V247H103ZM199 246H201V244L199 245ZM60 247V246H59ZM58 248V247H57ZM141 248H142V246H141ZM200 248V247H199ZM29 249V248H28ZM58 249H61V247L60 248H58ZM104 249V248H103ZM108 249V250H107ZM140 249V248H139ZM52 250H54V252L53 251H51V250H49V251H51V252H49V253H51V254H48L49 255V260L51 259V257L53 258V259H55L56 257H57V254L55 253L56 252V250L57 249H55V248H53ZM110 250V251H109ZM103 251V250H102ZM114 251V252H113ZM121 250H117V259L119 258V257H121L122 256V254H124L123 252H120ZM139 251H141V249L140 250H138V252ZM200 251V250H199ZM48 252V251H47ZM53 252V253H52ZM112 252H113V254H112ZM142 252V251H141ZM107 253L110 255V256H108L107 255ZM122 253V254H121ZM112 254V255H111ZM140 254V253H139ZM166 254V253H165ZM186 254V253H185ZM195 254V253H194ZM52 255V256H51ZM201 255H202V253H201ZM201 255H200V257H201ZM47 256V254L44 256L45 258H47L46 257ZM51 256V257H50ZM59 256V255H58ZM104 256V255H103ZM197 256H199V252H197ZM205 255L203 254L202 255V257H204ZM43 257V258H44ZM115 257V256H114ZM60 258V257H59ZM59 258H57V261H59L58 259ZM109 258V259H110ZM41 259V258H40ZM48 259V258H47ZM53 259L52 260H50V261H53ZM111 259H113V257L111 258ZM116 259V258H115ZM121 259V258H120ZM120 259H118V260H120ZM124 259H126V258H124ZM199 259V258H198ZM202 259V258H201ZM45 261H46V259H44ZM121 260H123V259H121ZM41 261V260H40ZM43 261V260H42ZM109 261V260H108ZM124 261V260H123ZM48 262V261H47ZM120 263H121V261H119ZM27 263V262H26ZM37 263H38V261H37ZM43 263H45L44 261H43ZM113 264L115 263V262H112ZM119 263V264H120ZM201 263V262H200ZM29 264V263H28ZM35 264V263H34ZM42 264V263H41ZM66 264V263H65Z\"/></svg>", "mask_w": 264, "mask_h": 264}]
</instances>
